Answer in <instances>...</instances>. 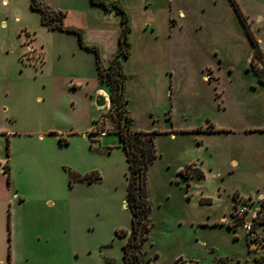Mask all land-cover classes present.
<instances>
[{"label":"rangeland","instance_id":"obj_1","mask_svg":"<svg viewBox=\"0 0 264 264\" xmlns=\"http://www.w3.org/2000/svg\"><path fill=\"white\" fill-rule=\"evenodd\" d=\"M39 1L62 11L65 25L82 29L85 42L109 63L122 30L120 15L90 0ZM120 1L130 16L134 44L126 61L133 126L177 131L176 137L154 138L157 158L147 170L152 212L146 257L156 264H215L221 257L253 261L264 253L258 250L264 225H254L264 195V84L251 67L253 47L232 0ZM234 1L264 53V0ZM175 19L184 22L180 31L172 29ZM146 32L159 36L160 45L172 38L176 49L145 60L140 45ZM77 45L76 34L42 25L31 0H0L1 77L16 66L25 68L18 61L24 47L23 59L37 65L45 53L44 79L30 68L21 73L28 78L23 97L33 112L45 106L44 86L53 85L56 97L64 92L63 77L96 76L95 54L88 53L89 68H81L84 61L73 52ZM107 116L111 132L105 141L74 139L58 157L59 168L39 149L21 153L0 134V163L6 160L7 173L10 160L18 187L9 190L11 182L0 171V264L123 263L127 238L119 232L132 229L129 164L114 134L116 118ZM5 125L0 120V127ZM194 162L202 166L203 179ZM75 168L100 179L71 185ZM247 224L256 226L254 238L247 236Z\"/></svg>","mask_w":264,"mask_h":264},{"label":"crops","instance_id":"obj_2","mask_svg":"<svg viewBox=\"0 0 264 264\" xmlns=\"http://www.w3.org/2000/svg\"><path fill=\"white\" fill-rule=\"evenodd\" d=\"M112 1H120V0H112ZM106 12L112 13L113 11H106ZM180 15L184 16L185 14L183 11H180ZM172 22H173L172 24L173 31L176 30L180 31L184 26L183 21L179 23L175 19L172 20ZM152 32L154 34L157 33L156 29H153ZM129 40H130V35H129ZM168 40L167 41L165 40L164 43L160 45L159 36H154L152 34L149 35L146 32L145 40L140 45L142 57L145 60H147V59L155 58L160 52L163 51H165V54L168 53L170 54V52L172 53L176 49V47L174 46V41L172 40V38ZM132 44L133 43H131V48H132ZM118 48H119V42L118 45L114 46L111 55L107 58L108 59L111 58L112 60ZM133 49H134V44H133ZM24 52H25V47L20 52L18 61H20V64H22V66L25 65V68L21 69V68H17L16 66V68L13 69V73L4 79L0 75V120L6 122L5 126H7V127L5 126L0 127V134L1 135L7 134L9 138V145H11V147L16 146V148L21 153H25L30 150L39 149L40 151L43 152L44 155L48 157H52L53 159L52 161H54L56 168H59L60 160L58 157L65 151V148L68 145H70L74 139L78 138L81 139V141L88 142L89 141L88 138H91L90 132L94 128L95 121L103 113V110L106 109L105 105L104 106L97 105L98 97L109 96L110 88L107 85L103 84L99 79L97 65H96V57H95V67H96L95 77L92 78L91 76H87V75H82L76 78L63 77L62 80L64 82V86H63L64 92L61 96L56 95V97H55L53 85H49L48 87L44 86L42 90L44 91L45 97H47L45 106H43L38 111L33 112V110L30 109V106L23 97V94L27 93L30 88V86H27L26 84L28 78H25L24 74L22 75L21 73H23L22 72L23 70L26 71L27 69L30 68L31 71H34L35 73L37 72L41 73L40 79H44L45 71L41 70V68H43L45 64V53L43 51L44 58L42 64L37 65L33 61H30L28 59L27 60L23 59ZM73 52L75 56H78L80 60L84 61V65L83 66L81 65L82 66L81 68H85V69L89 68L88 59L90 58L88 56L89 55L88 53H92V52L85 48H82L79 44V40H78V45L74 48ZM58 54L61 55L62 53L59 52ZM130 57H131V53H130ZM129 58L123 61V68L125 73H127V62H128L127 60H129ZM103 62L105 65L109 64L106 63L104 59ZM0 73H2L1 70ZM125 97H126V92H125ZM37 98H38L37 99L38 102L40 103L42 97H37ZM126 108L129 115L132 116V113L129 112L128 99L126 102ZM19 123L21 124L20 128L15 129L14 127L16 125H19ZM35 123L37 124L36 126L34 125ZM132 129L137 130L134 128V126H132ZM176 132L177 131H174V129L170 131H161L160 132L161 134L156 136H160L163 134H170V136L176 137L177 136ZM115 135L117 137L119 146H121L119 141V136L117 134ZM107 136L105 138H107ZM103 139L99 141H105ZM107 146L109 147L111 145H107ZM5 162L6 160L1 161L2 166H0L1 167L0 171H2L3 173L2 177L4 181H7L8 177L10 178L11 183L8 186L10 190L12 188L17 187L15 186L14 177H13L14 168L10 164V160H9L7 162L8 172L5 173L3 168ZM192 164L196 165L195 167H199V169L203 171L202 166H199L198 163L194 162ZM62 167H65V165H62ZM72 170L74 171L75 176L81 178L89 174V171L87 170L84 171L83 173L81 171L79 172L76 168ZM76 183L81 184L86 182L77 181ZM261 254L264 253H260V255Z\"/></svg>","mask_w":264,"mask_h":264},{"label":"trees","instance_id":"obj_3","mask_svg":"<svg viewBox=\"0 0 264 264\" xmlns=\"http://www.w3.org/2000/svg\"><path fill=\"white\" fill-rule=\"evenodd\" d=\"M90 2L92 5L106 11H115L121 17L122 30L119 36V48L108 65L104 64L98 47L86 44L84 31L82 29L65 25V14L62 11L53 10L43 5L39 0H31V8L33 11L40 14L42 25L51 30L76 34L80 46L95 54L99 79L110 88L109 96L111 99V108L115 111L113 116L116 118L117 122L115 134L119 136L120 144L125 151L126 159L129 164L127 204L128 208L132 211V229L129 233L126 231L119 232L120 236L127 238L123 246L122 264H156L152 262L150 258L146 257L144 246L149 238L151 229L150 214L152 212V204L149 200L147 191V170L150 164L157 158L154 138L161 133L158 131L144 132L133 130L132 126L134 120L132 116L129 115L126 108L127 99L125 97V92L127 75L123 68V61L128 59L131 53L129 13L120 1L90 0ZM232 3L246 28L247 35L253 47L251 67L258 76L259 81L264 84V53L256 38L248 29L240 8L234 0H232ZM256 61L262 62L263 67H256ZM208 127H212L211 124ZM6 169L8 172V166ZM197 177L203 179V172L200 171ZM97 179H100L98 174H87L81 178L70 173L71 185L77 181L92 183ZM9 180L10 178L8 177V182H10ZM236 196L237 194L234 195L235 201ZM255 223V225H264V199L260 201L258 219ZM259 246L264 247V243L262 245L259 244ZM156 257L158 258V255H156ZM173 264L197 263L176 260ZM215 264H264V254L255 257L253 261L245 262L234 260L229 257H221Z\"/></svg>","mask_w":264,"mask_h":264},{"label":"built area","instance_id":"obj_4","mask_svg":"<svg viewBox=\"0 0 264 264\" xmlns=\"http://www.w3.org/2000/svg\"><path fill=\"white\" fill-rule=\"evenodd\" d=\"M104 99H105V108L107 109L106 110V114H104V112H103L98 117V119L94 123V128L90 132V136L94 137L97 140H101V139L105 138L107 135L110 134L111 127H109V117L107 115H113L114 112H115L111 108L110 96H104ZM4 171H5V169H4ZM14 195L16 196V193H14ZM263 199H264V195H263V198L261 200H263ZM259 209H260V206H259ZM258 210H257V214H255V216H254L255 217V219H254L255 222L258 219ZM254 225H252V224H247L246 225L247 235L249 236L250 239L255 237L254 230H256V229H255Z\"/></svg>","mask_w":264,"mask_h":264},{"label":"water","instance_id":"obj_5","mask_svg":"<svg viewBox=\"0 0 264 264\" xmlns=\"http://www.w3.org/2000/svg\"><path fill=\"white\" fill-rule=\"evenodd\" d=\"M97 105L98 106H104L105 105V99H104V97H102V96H99L98 97ZM254 246L257 248V245H254ZM254 246H252V248H254ZM263 249H264V247L258 248V250H263Z\"/></svg>","mask_w":264,"mask_h":264}]
</instances>
